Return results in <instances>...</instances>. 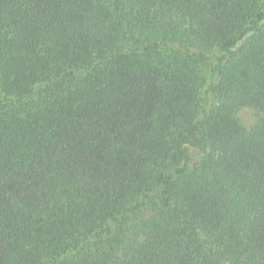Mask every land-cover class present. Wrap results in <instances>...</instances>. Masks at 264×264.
<instances>
[{
	"label": "trees",
	"instance_id": "trees-1",
	"mask_svg": "<svg viewBox=\"0 0 264 264\" xmlns=\"http://www.w3.org/2000/svg\"><path fill=\"white\" fill-rule=\"evenodd\" d=\"M0 264H264V0H0Z\"/></svg>",
	"mask_w": 264,
	"mask_h": 264
},
{
	"label": "rangeland",
	"instance_id": "rangeland-1",
	"mask_svg": "<svg viewBox=\"0 0 264 264\" xmlns=\"http://www.w3.org/2000/svg\"><path fill=\"white\" fill-rule=\"evenodd\" d=\"M212 61H213V60H208V61L203 65V69H202V75H203V76H207L208 72H209L210 69H211Z\"/></svg>",
	"mask_w": 264,
	"mask_h": 264
}]
</instances>
